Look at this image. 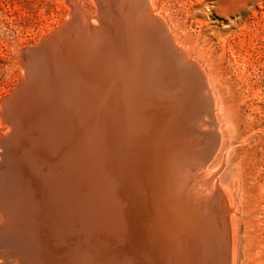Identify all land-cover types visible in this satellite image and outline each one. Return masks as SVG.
Returning <instances> with one entry per match:
<instances>
[{"label": "bare ground", "instance_id": "bare-ground-1", "mask_svg": "<svg viewBox=\"0 0 264 264\" xmlns=\"http://www.w3.org/2000/svg\"><path fill=\"white\" fill-rule=\"evenodd\" d=\"M53 1L0 64V264H238L232 83L163 0Z\"/></svg>", "mask_w": 264, "mask_h": 264}, {"label": "rangeland", "instance_id": "rangeland-1", "mask_svg": "<svg viewBox=\"0 0 264 264\" xmlns=\"http://www.w3.org/2000/svg\"><path fill=\"white\" fill-rule=\"evenodd\" d=\"M163 1L168 15L163 17L174 27L173 32L179 33L178 25L185 29L195 48L193 56L209 61L215 73L232 83L234 94L229 99L234 118L241 125L239 130L249 136L247 144L237 146L234 156L248 181L240 196L244 211L238 216L249 223L242 225L238 264H264V0ZM41 8L50 15L54 1L0 0V64L7 61L12 42L37 32ZM15 74L13 71L10 78ZM10 78L0 70V86L6 88Z\"/></svg>", "mask_w": 264, "mask_h": 264}]
</instances>
